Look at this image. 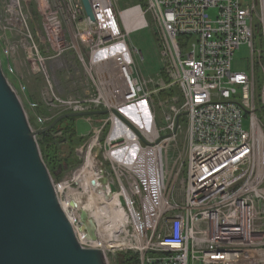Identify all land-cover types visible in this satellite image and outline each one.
Wrapping results in <instances>:
<instances>
[{
	"label": "built area",
	"instance_id": "1",
	"mask_svg": "<svg viewBox=\"0 0 264 264\" xmlns=\"http://www.w3.org/2000/svg\"><path fill=\"white\" fill-rule=\"evenodd\" d=\"M31 1L42 29L33 26ZM89 2L93 20L82 0H0L5 68L14 70L22 54L43 78L45 104L56 115H110L93 126L89 154L103 151L100 136L109 126L104 158L94 171L105 167L107 185L100 175L97 181L118 196L116 207L126 219L111 233L97 228L96 238L87 239L80 215H67L80 245L104 251L108 264L121 253L135 254L138 264H264V48L254 45L256 32L264 38V0H147L146 11H121L117 0ZM132 9L140 10L144 24L129 29L125 14ZM147 13L169 61L168 80L145 76L142 51L128 42L149 26ZM66 40L67 46L56 47ZM243 45L251 58L245 71L235 70V52ZM67 52L85 67L93 96H61L51 65ZM174 86L181 97L156 105L155 96ZM130 107L137 123L123 113ZM115 112L139 131L138 145L128 142L129 129ZM55 116L37 120L46 124ZM183 139L184 157L176 151ZM54 184L62 204L60 188L67 182Z\"/></svg>",
	"mask_w": 264,
	"mask_h": 264
},
{
	"label": "water",
	"instance_id": "2",
	"mask_svg": "<svg viewBox=\"0 0 264 264\" xmlns=\"http://www.w3.org/2000/svg\"><path fill=\"white\" fill-rule=\"evenodd\" d=\"M82 2L93 20L89 0ZM98 114L108 111L65 113L35 131L0 59V264H108L104 251L84 248L77 240L37 139L64 118ZM115 115L131 134L140 135L120 112ZM102 173L107 185L105 167ZM70 205L77 207L75 201ZM80 217V230L95 239V220L86 210L80 211Z\"/></svg>",
	"mask_w": 264,
	"mask_h": 264
},
{
	"label": "rangeland",
	"instance_id": "3",
	"mask_svg": "<svg viewBox=\"0 0 264 264\" xmlns=\"http://www.w3.org/2000/svg\"><path fill=\"white\" fill-rule=\"evenodd\" d=\"M117 1L119 5V10L121 11H124L129 8H133L135 6H141L142 9L146 11L147 0L145 1L143 0H117ZM247 1L248 0H244V2H247ZM29 7L31 10H33V14H34L33 26L39 27L40 29H42V21H41L40 14L38 12L37 5L34 3V1H31L29 3ZM50 12L51 11L48 10L47 14H50ZM139 14H140L139 9H132L126 12L125 20H126L127 27L129 29L137 27V26H141L144 24V20L142 19V17L141 18L139 17ZM209 14L211 16H214L215 12L212 11ZM146 18L148 20L149 26L146 28L134 31L131 34L130 38L128 39V42L131 46L136 47L137 49L142 51V54L144 56V61H142L141 58L138 56V62L140 65V69L142 70L145 76L148 77V76H155L159 74L160 76L168 80V73L166 71H168L167 69H168L169 61L163 57L162 52H161L162 45L160 44V41H159L161 37L159 36V33L156 29L157 24L152 19L149 13H147ZM61 29H62L63 35L64 34L68 35L69 27L64 23V21H61ZM67 39H69V37H67ZM67 43H68L67 40L63 42H59L56 44V47L63 48L67 46L66 45ZM48 45L50 47V44ZM254 45L258 50L264 48V38H263L262 31L255 33ZM250 58H251L250 48L247 45L241 46L239 50L235 52L233 68L235 70L245 71L247 69V62L250 60ZM1 61H2V67L5 68L7 61L3 54L1 55ZM51 67L56 76L55 80H56L57 88L62 97L73 98V99L78 100V99H85L95 94L94 87L91 81L88 79L85 67L75 58V55L73 52H67L66 56L60 57L59 61L56 63H53ZM13 68L14 70H9L8 68H5L6 75L11 85L14 87L17 94L19 95L27 111L29 119L35 118V123L37 125L36 127L33 128L35 131H38L40 129H43L49 126L55 120V118L59 117L60 115L65 114V113H61L59 115H56L57 114L56 111H50L47 108L45 104V97L43 96V90H44V85H45L44 80L40 75H36L31 70V68L28 67V65L23 62L22 54H20V56H18V58L16 59L15 65L13 64ZM176 97L177 99L181 97V91L177 86H174L170 90L159 93L157 96H155V103L156 105H158L160 102H165V101L171 102L173 98H176ZM178 107H180V104H178ZM40 108L44 110L45 115L40 113V110H39ZM123 113L130 118L132 117L134 119L133 120L131 118L133 122H136V123L138 122V120L135 118L136 110L133 107L124 109ZM38 116H46L47 118L55 116V118L53 121L49 123L39 124L37 120ZM109 117L110 115H108L105 118L108 119ZM75 123L77 125V132L79 133V135L84 136L86 141L78 145V147H75V151L78 154V156H75L73 154L74 149L70 146L67 140H64L60 144V156L63 159L72 158L73 160L76 161L75 164H71L67 166L62 178L57 180L58 183L67 182V185L69 186V188L62 191L61 198L63 202L66 201L67 196H68L67 194H69L70 191L77 192L78 194H81L83 196V198H81L82 196L79 197L81 199L78 200L77 207L69 208V212L71 214L77 213L80 215L81 210H86L89 213V210H91V207L93 209L95 208V206L104 207V205L106 206V204H108L109 207L106 206L104 208L107 211L109 210L108 212L109 214L107 213L104 220L107 221V223L109 224L108 226H110L111 229L109 228L110 230L107 229L108 231L105 230V232L111 233L112 230L117 227L115 225L113 226V223L111 222V217L114 215L113 212H115L114 210H116L117 207L115 206L116 207L115 208L114 206L107 203L106 201H103L101 197L99 198V192L97 190L92 189L93 191L87 194L86 188H85V178L82 177L81 179V176H80L83 167L88 162L89 146L91 145L92 141L95 139L94 138L95 133L92 132L93 126H99L100 120L98 122L90 123L87 121V117H78L76 118ZM244 128L246 130L249 129L248 122L244 123ZM145 129H148V128H145ZM109 130H110V127L108 126V131ZM108 135L109 133L107 132L100 136V144L103 147V151H99V148H96V149L94 148L91 152L92 153L91 156L94 159L93 170H96V168L100 166V163L104 158L105 142L107 140ZM176 151L179 154H181L183 157L186 156V148H185L184 139L180 142L179 148ZM105 166L107 165L105 164ZM77 175L80 178L79 177L76 178ZM177 189L180 190V185ZM92 194H94V199L96 203L94 205L93 204L91 205V202L89 200ZM69 214L67 215L69 216ZM109 222H111L112 224ZM103 231L104 230H102L101 232ZM109 258H111V256H109ZM109 264H117V263L114 262L112 259H110Z\"/></svg>",
	"mask_w": 264,
	"mask_h": 264
},
{
	"label": "trees",
	"instance_id": "4",
	"mask_svg": "<svg viewBox=\"0 0 264 264\" xmlns=\"http://www.w3.org/2000/svg\"><path fill=\"white\" fill-rule=\"evenodd\" d=\"M39 110L40 113L45 115L44 114L45 112L42 108H40ZM103 116L107 117L108 115L104 114ZM29 120L33 127L37 126L35 123V118L34 119L30 118ZM75 122H76V118H64L52 130L46 133H40L37 136L43 159L45 160L52 174V177L55 181L62 178L67 166L76 163V161L73 160L72 158L63 159L60 156V144L64 140H67L70 146L74 149L73 154L75 156H78V154L75 151V147H78V145L86 141L84 137L79 136L77 132V125ZM107 130L106 132H108ZM116 263L138 264V259L137 256L133 253H128V254L121 253L117 255Z\"/></svg>",
	"mask_w": 264,
	"mask_h": 264
},
{
	"label": "bare ground",
	"instance_id": "5",
	"mask_svg": "<svg viewBox=\"0 0 264 264\" xmlns=\"http://www.w3.org/2000/svg\"><path fill=\"white\" fill-rule=\"evenodd\" d=\"M132 118V117H131ZM133 119V118H132ZM116 121V119H114ZM134 120V119H133ZM146 133L148 134L149 137L153 138V132L152 130H150L149 128L146 129ZM125 136H126V139L128 140V142L131 144V145H138V138L136 136H134L133 134H131L129 131H127L125 133ZM118 155H113V157H117ZM93 167H94V159L93 157L91 156V154H89L88 156V162L86 163V165L83 167L82 171H81V179L82 177L85 178V188H86V193H91V191L93 190H97L99 192V198L101 197L103 199V201H106L107 203L111 204L112 206H116L118 204V196L117 195H109L107 193V191L105 190V187L102 185V180L101 182H98L97 181V178H96V175H100L99 178H102L103 179V176H102V173H98L95 172L93 170ZM101 172H102V169H100ZM98 173V174H96ZM79 177L78 175L76 176V178ZM80 178V177H79ZM93 180L94 181V184H93ZM84 187V186H83ZM69 188L68 185L64 184L62 185V187L60 188L61 191H64L65 189ZM93 189V190H92ZM85 191V190H84ZM97 192V193H98ZM93 193V192H92ZM67 200L66 201H62V207L64 209V211L66 212V214H69V208L71 207L70 203L71 201H75L76 203L78 202L79 199L83 198V196L81 194H78L77 192H74V191H70L69 194H67ZM96 195V194H95ZM82 196V197H81ZM81 197V198H79ZM98 197V195H97ZM96 198V197H95ZM98 199V198H97ZM101 199V200H102ZM90 202H91V205L93 204H96L95 203V199H94V194H92L90 196ZM97 201V200H96ZM106 206H108V204H106ZM104 205V207H106ZM111 206V207H112ZM104 207H97L95 206V208L92 209L91 207V210H89V215L90 217H92L93 219H95L97 222L96 225H97V228H98V231H102L104 230H107L110 228V226H108L109 224L107 223V221H105V216L107 215V213L109 212V210L107 211ZM109 207V206H108ZM113 207V208H114ZM112 208V209H113ZM116 208V207H115ZM109 209V208H108ZM114 210V209H113ZM117 210V211H116ZM114 210L115 212L114 215L112 216L111 214V222L113 223V226H118L117 224L120 223V222H124L125 219H126V214H124V212L122 211V209H116ZM107 211V212H106ZM109 214V213H108ZM72 214L70 213L69 216H71ZM110 220V219H109ZM109 222V223H111ZM118 222V223H116ZM111 223V224H112ZM116 223V224H115ZM111 229V228H110ZM109 229V230H110ZM108 231V230H107ZM86 238L87 239H91L89 237V235L86 233Z\"/></svg>",
	"mask_w": 264,
	"mask_h": 264
},
{
	"label": "crops",
	"instance_id": "6",
	"mask_svg": "<svg viewBox=\"0 0 264 264\" xmlns=\"http://www.w3.org/2000/svg\"><path fill=\"white\" fill-rule=\"evenodd\" d=\"M132 108V107H131ZM104 114H98V115H95V116H91V117H87V121L88 122H92V123H94V122H98L99 120H102V119H105V117L103 116ZM89 118H91V119H89ZM79 134V133H78ZM80 137H84V136H81V135H79ZM85 138V137H84Z\"/></svg>",
	"mask_w": 264,
	"mask_h": 264
}]
</instances>
